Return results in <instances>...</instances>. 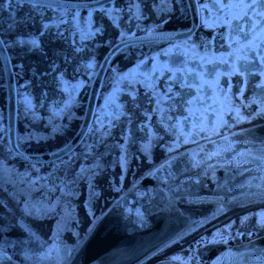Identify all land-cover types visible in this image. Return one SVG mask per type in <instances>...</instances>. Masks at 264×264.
<instances>
[{"label":"flooded vegetation","instance_id":"1","mask_svg":"<svg viewBox=\"0 0 264 264\" xmlns=\"http://www.w3.org/2000/svg\"><path fill=\"white\" fill-rule=\"evenodd\" d=\"M237 3L0 8V264L81 261L102 219L153 170L264 126V34L248 27L264 18L235 19ZM18 34L38 36L43 51L14 47ZM263 201L215 207L130 264H264L226 256L264 236L248 216Z\"/></svg>","mask_w":264,"mask_h":264},{"label":"water","instance_id":"2","mask_svg":"<svg viewBox=\"0 0 264 264\" xmlns=\"http://www.w3.org/2000/svg\"><path fill=\"white\" fill-rule=\"evenodd\" d=\"M258 198H264V126L153 170L102 219L74 264H130L215 207ZM226 256L231 263L264 262V236Z\"/></svg>","mask_w":264,"mask_h":264},{"label":"snow or ice","instance_id":"3","mask_svg":"<svg viewBox=\"0 0 264 264\" xmlns=\"http://www.w3.org/2000/svg\"><path fill=\"white\" fill-rule=\"evenodd\" d=\"M223 3L224 0H221ZM13 3H16L18 5L24 4V3H29V4H34V3H39V0H4V5H0V8L4 6H11ZM264 8V0H239V3L232 5L229 4L228 7L232 8H242L243 12L237 14L234 18L237 20L241 21H251L253 17H260L264 18V10L262 11H257V7ZM223 11V9H221ZM249 12H251V15H249ZM10 28L16 27V25H9ZM44 29H47L49 26L47 24L42 25ZM248 27L250 29V32L255 34L257 30L261 34H264V24L262 23H249ZM238 32H243L244 30V25L243 24H238L237 29ZM44 33L41 32L40 35H43ZM244 35L247 37L249 35L248 32H244ZM255 39H258L257 36L253 35V41ZM4 44V41L0 39V46ZM13 46L18 47L21 50L27 49L28 51H43L41 47V42L38 36H31L28 39H24L23 36L17 35L14 37L13 40ZM250 46V45H249ZM53 67H56V65L53 63Z\"/></svg>","mask_w":264,"mask_h":264},{"label":"rangeland","instance_id":"4","mask_svg":"<svg viewBox=\"0 0 264 264\" xmlns=\"http://www.w3.org/2000/svg\"><path fill=\"white\" fill-rule=\"evenodd\" d=\"M7 174L10 175L11 173V167H4L2 168ZM5 177H8L7 175H5ZM5 181L8 182V187L10 186V180L5 178ZM262 204V205H261ZM256 205H260L259 207H253L255 209H251L250 212H249V215L248 216H253L255 214H257L260 218V222L264 221V201L263 202H257V203H254L253 206H256ZM234 224V221L231 220L229 222L226 223V229L227 231L229 232L230 231V227L231 225ZM264 234V233H263Z\"/></svg>","mask_w":264,"mask_h":264}]
</instances>
